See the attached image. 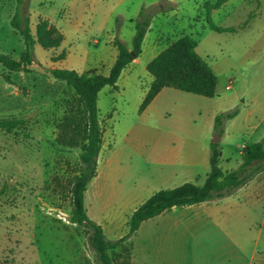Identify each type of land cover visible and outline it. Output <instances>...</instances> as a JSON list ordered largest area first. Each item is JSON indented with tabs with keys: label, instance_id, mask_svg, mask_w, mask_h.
I'll return each mask as SVG.
<instances>
[{
	"label": "rangeland",
	"instance_id": "rangeland-1",
	"mask_svg": "<svg viewBox=\"0 0 264 264\" xmlns=\"http://www.w3.org/2000/svg\"><path fill=\"white\" fill-rule=\"evenodd\" d=\"M218 1L23 0L19 9L29 16L35 38L59 42L45 48L37 41L27 72L0 65V117L23 119L28 133L0 129V264H98L83 227L69 220L80 150L56 141L71 90L50 70L107 75L116 56L113 41L131 48L142 9L159 8L142 53L127 64L116 87L105 85L97 98L102 147L84 206L106 241L127 233L130 213L155 191L186 181L201 184L213 143L220 167L232 170L242 146L264 138V0H231L221 15L212 13ZM15 8V0H0V52L19 58L23 40L10 26ZM209 21L229 30L215 31ZM182 34L196 41V52L211 65L216 94L164 87L139 112L152 80L145 64ZM232 110L237 114L215 128V117ZM233 195L220 220L253 254L252 264H264V172ZM198 225L172 212L147 219L113 250V262L133 264V250L132 259L145 264H192L191 232Z\"/></svg>",
	"mask_w": 264,
	"mask_h": 264
},
{
	"label": "trees",
	"instance_id": "trees-1",
	"mask_svg": "<svg viewBox=\"0 0 264 264\" xmlns=\"http://www.w3.org/2000/svg\"><path fill=\"white\" fill-rule=\"evenodd\" d=\"M15 1L16 8L10 19V26L22 37L24 48L19 58L0 52V65L9 71L27 72L34 60L36 42H42V45L48 48L58 46L59 39L46 44L41 36L36 39L31 32L29 16L19 9L23 0ZM220 1L216 2V5ZM158 9L155 5L151 12L141 10L134 23L135 33L131 48L118 38L113 41L116 56L107 75L98 74L94 70L78 72L64 67H54L50 70V75L54 79L64 83L71 90V95L65 100V112L56 141L80 150V167L70 186L72 208L69 220L83 227L88 245L93 250L98 264H114L113 250L129 239L143 221L172 207L179 208L231 195L257 174L264 172V138L244 144L240 152L241 161L238 167L232 170H223L220 167L219 153L213 143L209 157L210 170L203 182L196 184L186 181L175 187L155 191L131 212L127 221L128 231L117 241L108 243L102 226L88 217L84 206V192L96 173L103 137L98 117V92L105 85L115 88L122 69L140 55L152 15ZM209 26L219 32L229 30L210 21ZM38 35H41V32H38ZM195 48L196 41L190 35L182 34L145 64L152 81L140 103L139 112L144 111L164 87L204 97H213L216 94V75L211 65L196 52ZM236 114L237 111L232 110L217 115L214 120L215 128L221 126L223 120L231 119ZM0 129L15 135H28L24 133L25 121L14 116H1Z\"/></svg>",
	"mask_w": 264,
	"mask_h": 264
},
{
	"label": "crops",
	"instance_id": "crops-1",
	"mask_svg": "<svg viewBox=\"0 0 264 264\" xmlns=\"http://www.w3.org/2000/svg\"><path fill=\"white\" fill-rule=\"evenodd\" d=\"M230 5L231 0H222L218 5L214 3L212 13L221 15V11H224ZM225 13L229 12L226 11ZM142 51L143 50H141V53ZM125 67L122 69L121 74L124 72ZM98 164L99 159H97V166ZM233 196L234 195L232 193L231 195L219 199L204 201L179 208L172 207L170 210L157 215L163 216L167 212H172L175 215H179L180 221L182 222L199 223V225L191 232L190 250L192 264H252L253 254L247 253L238 244L234 235L230 232V230L223 226L220 220L222 219V214L227 211L226 206L230 205V203L233 202L232 200L235 199ZM133 255L134 251L132 250L131 262L133 264H145L144 262L136 260V258L132 259Z\"/></svg>",
	"mask_w": 264,
	"mask_h": 264
},
{
	"label": "built area",
	"instance_id": "built-area-1",
	"mask_svg": "<svg viewBox=\"0 0 264 264\" xmlns=\"http://www.w3.org/2000/svg\"><path fill=\"white\" fill-rule=\"evenodd\" d=\"M227 87L229 88V87H230V85H227Z\"/></svg>",
	"mask_w": 264,
	"mask_h": 264
}]
</instances>
